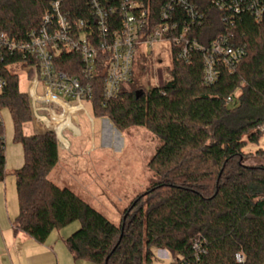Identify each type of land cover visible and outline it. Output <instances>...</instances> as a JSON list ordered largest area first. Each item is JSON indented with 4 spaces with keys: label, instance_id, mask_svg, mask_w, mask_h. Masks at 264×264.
<instances>
[{
    "label": "trees",
    "instance_id": "trees-1",
    "mask_svg": "<svg viewBox=\"0 0 264 264\" xmlns=\"http://www.w3.org/2000/svg\"><path fill=\"white\" fill-rule=\"evenodd\" d=\"M62 2L70 17L87 11L86 0ZM194 2L204 14L202 26L193 32L201 44L226 34L245 49L233 71L219 67L218 80L208 85L202 54L194 52L185 63L173 49L169 80L162 86L132 90L133 77L116 99L103 104L102 73L94 82L95 117L119 131L145 128L161 141L148 163L157 181L132 202L119 226L50 180L62 147L51 132L24 133L31 121L29 98L20 91L19 78L7 75L0 106L11 113L14 140L24 154L23 166L15 171V233L44 244L54 231L79 222L65 243L75 260L92 264H157L154 249L176 254L168 264H264V165L244 162L249 158L245 148L259 143L264 125V25L249 14L224 23L229 16L209 0ZM49 5L45 0H0V32L25 39L39 27ZM61 69L80 75L82 63L68 54ZM5 150L3 124L0 183L7 175ZM237 254L243 263L237 262Z\"/></svg>",
    "mask_w": 264,
    "mask_h": 264
},
{
    "label": "built area",
    "instance_id": "built-area-1",
    "mask_svg": "<svg viewBox=\"0 0 264 264\" xmlns=\"http://www.w3.org/2000/svg\"><path fill=\"white\" fill-rule=\"evenodd\" d=\"M45 1L50 5L39 27L25 39L15 40L0 32V97L7 87V75L20 81L24 74L34 133L51 132L62 147L65 131L80 138L76 131L81 113L93 122L85 104L92 108L97 76H104L103 104L116 99L134 77L140 49L153 54L156 47L167 46L171 58L177 49V58L185 63L194 52H200L208 85L218 80L219 67L233 71L246 56L245 49L234 45L226 34L208 45L193 36L204 20L195 0H86V13L74 18L63 13L62 0ZM209 1L229 16L222 19L224 23L249 14L264 25V0ZM68 54L80 59V75L61 69ZM3 124L0 106V127ZM259 130L264 133V125ZM236 260L243 263L244 257L237 254Z\"/></svg>",
    "mask_w": 264,
    "mask_h": 264
},
{
    "label": "rangeland",
    "instance_id": "rangeland-1",
    "mask_svg": "<svg viewBox=\"0 0 264 264\" xmlns=\"http://www.w3.org/2000/svg\"><path fill=\"white\" fill-rule=\"evenodd\" d=\"M166 49H168L167 46L165 49L156 47L153 54H149L145 49L139 50L140 57L134 62L132 90H148L154 86H162L169 80L172 60ZM21 76L20 91L27 93L28 83L24 78L25 75L21 73ZM85 107L93 122L86 114L81 113L79 115L80 140H77L69 131H65L64 137L70 142L73 152L88 151L95 145L96 153L92 157L80 159L77 164H72L71 159H67L64 164L57 165L49 178L57 186L75 192L113 224L119 226L124 218V212L132 202L146 193L152 183L157 181L154 174L150 172L148 163L161 146V141L145 128L133 127L119 131L106 119L95 117L90 105L86 103ZM2 116L7 175L0 183V201H9L10 206L13 201L16 206L18 194L15 171L23 166L24 154L21 144L14 140L11 113L4 109ZM23 129L26 135L34 134L31 123L25 125ZM260 149L264 151V133L259 143H249L245 148L249 156L244 161L246 165H264V155H257ZM79 228L80 223L74 222L52 234L51 242L58 240V248L64 249L68 255L67 261H63L62 264H92L83 260L75 261L64 245H60L62 242L60 239L68 238ZM153 252L157 264L176 261V254L167 249H154ZM2 261L0 260V264H3Z\"/></svg>",
    "mask_w": 264,
    "mask_h": 264
},
{
    "label": "crops",
    "instance_id": "crops-1",
    "mask_svg": "<svg viewBox=\"0 0 264 264\" xmlns=\"http://www.w3.org/2000/svg\"><path fill=\"white\" fill-rule=\"evenodd\" d=\"M78 134L81 138L79 127ZM80 138H77V140H80ZM60 141L65 147L61 148L59 154V166L69 158L71 159L70 163L77 164L80 159L92 157L96 153L95 145H91L92 148L88 151L77 150L73 152L67 139L61 138ZM18 215V202L15 206L12 201L10 206L9 201H0V260H3V264L4 262L5 264H8V262L10 264H62L63 261H67L68 255L64 252V249L58 248V240L51 242L53 233L44 244L37 243L23 232L15 233L13 225ZM66 239H60L62 241L60 245L63 244L66 251L74 259L66 246Z\"/></svg>",
    "mask_w": 264,
    "mask_h": 264
},
{
    "label": "water",
    "instance_id": "water-1",
    "mask_svg": "<svg viewBox=\"0 0 264 264\" xmlns=\"http://www.w3.org/2000/svg\"><path fill=\"white\" fill-rule=\"evenodd\" d=\"M37 134H38V135H42V134H43V132H37Z\"/></svg>",
    "mask_w": 264,
    "mask_h": 264
}]
</instances>
